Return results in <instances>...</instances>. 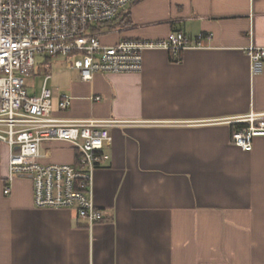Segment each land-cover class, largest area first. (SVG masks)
I'll use <instances>...</instances> for the list:
<instances>
[{"label":"crops","instance_id":"obj_1","mask_svg":"<svg viewBox=\"0 0 264 264\" xmlns=\"http://www.w3.org/2000/svg\"><path fill=\"white\" fill-rule=\"evenodd\" d=\"M129 12L110 42L182 31L203 34V46L178 60L145 49L139 72L83 80L73 64L58 70L56 105L72 99L54 116L121 120L94 172L104 218L89 227L73 209L35 206L24 176L5 194L3 156L0 264H264V136L248 151L231 139L232 118L264 113V67L253 73L247 52L264 47V0H138ZM41 153L77 155L65 141Z\"/></svg>","mask_w":264,"mask_h":264},{"label":"built area","instance_id":"obj_2","mask_svg":"<svg viewBox=\"0 0 264 264\" xmlns=\"http://www.w3.org/2000/svg\"><path fill=\"white\" fill-rule=\"evenodd\" d=\"M134 1L0 0V161L6 156L5 194L10 193L15 177H28L35 206L73 209L89 227L103 220V211L94 201V172L108 158L110 127L121 120L56 117L54 94L48 87L50 74L44 76L38 92L28 91L25 77L34 70L37 56L43 58L39 63L52 57L71 58L81 79L90 80L97 72H139L148 48H164L176 56L203 46V34L191 37L182 31L164 39L110 42L107 37L118 30L110 24ZM247 52L252 72H261L264 47L250 45ZM71 99L61 95L57 109L67 110ZM232 121L237 123L232 142L243 150H251L254 138L264 136V113ZM53 141L70 143L77 151L76 160L44 162L41 148Z\"/></svg>","mask_w":264,"mask_h":264},{"label":"rangeland","instance_id":"obj_3","mask_svg":"<svg viewBox=\"0 0 264 264\" xmlns=\"http://www.w3.org/2000/svg\"><path fill=\"white\" fill-rule=\"evenodd\" d=\"M109 36L107 37L108 40L110 39ZM36 59L38 62L36 63L34 70H32V72H30V74L25 77L26 88L30 92L39 91L44 76L47 73L51 75L50 79L48 80V87L53 88L55 85L54 80L56 78V74L58 70L62 68H66L67 66H70L72 64L71 58H65L61 56L52 57L51 59H49V63H44V62L39 63V61L43 59L41 56H37ZM54 106H56L55 98H54Z\"/></svg>","mask_w":264,"mask_h":264},{"label":"trees","instance_id":"obj_4","mask_svg":"<svg viewBox=\"0 0 264 264\" xmlns=\"http://www.w3.org/2000/svg\"><path fill=\"white\" fill-rule=\"evenodd\" d=\"M136 1H138V0H135L134 2H136ZM134 2H133V3H134ZM129 13H130L129 10L126 11V12H123V13L119 16L118 20L112 22V23L110 24V26L120 29V27H123V26L128 25L129 22H130V21L127 19L128 16H129ZM170 58H171V60H178V59H181V52L178 53V55H176V56L173 55V54L171 53V57H170ZM47 63H49V60L47 61ZM238 125H239V126H243V125H246V123H239Z\"/></svg>","mask_w":264,"mask_h":264}]
</instances>
